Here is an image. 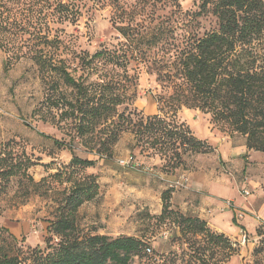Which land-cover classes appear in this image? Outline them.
I'll use <instances>...</instances> for the list:
<instances>
[{
	"label": "trees",
	"instance_id": "16d2710c",
	"mask_svg": "<svg viewBox=\"0 0 264 264\" xmlns=\"http://www.w3.org/2000/svg\"><path fill=\"white\" fill-rule=\"evenodd\" d=\"M178 1L138 0L129 6L125 0H0L5 67L31 62L50 85L34 115L60 131L54 145L72 155L69 164L37 182L29 173L35 166L31 158L12 149L1 152L0 195L16 181L27 193H57L60 199L44 247H26L8 228H0V264H130L136 257L155 264L148 255L155 256L154 251L138 237L82 233L78 213L100 196L98 176L86 171L112 158L123 134L134 136L132 151L159 157L168 175L188 170L189 159L214 152L176 120L182 108L209 115L215 128L245 138L248 151L264 153V0H200L198 12L157 15V6L180 8ZM105 8L122 41L83 52L78 61L64 59L59 29L51 26L76 24ZM207 15L216 18L218 28L201 35L196 19ZM142 71L160 89L154 96L156 115L134 107ZM78 146L95 159L78 156ZM172 194V189L162 193L159 218L177 217L180 242L203 234L206 221L171 211ZM257 235L264 243L261 227ZM219 237H212L218 246L226 241L234 246L230 238ZM259 255L264 258L263 244L255 250V263Z\"/></svg>",
	"mask_w": 264,
	"mask_h": 264
},
{
	"label": "rangeland",
	"instance_id": "374dc122",
	"mask_svg": "<svg viewBox=\"0 0 264 264\" xmlns=\"http://www.w3.org/2000/svg\"><path fill=\"white\" fill-rule=\"evenodd\" d=\"M125 1L131 6L138 0ZM178 2L180 8H174L171 4H160L155 11L159 16H172L180 11L195 13L199 11L201 4L200 0ZM151 8L149 5L146 15ZM196 25L201 35L218 28L217 20L212 15L197 18ZM52 27L54 30L59 29L62 40L60 53L69 62L78 61L77 57L83 52L93 54L122 41L111 21L110 8L96 11L91 16L85 15L76 24L65 23ZM7 58L0 50V154L5 149H12L18 155L25 153L35 164L29 173L39 182L42 178L56 173L63 165L69 164L72 155L54 145L53 139L62 138L60 131L54 125L40 120L39 115H34V111L46 99L50 85L38 76L31 62L13 63L6 69ZM136 93L134 107L139 112L146 116L158 114L154 96L160 94V89L155 78L146 71L139 75ZM194 111L182 108L176 120L186 124L185 120H190L203 125L222 143L233 139V144H236L240 140L239 136L230 137L215 128L209 115L199 110ZM192 131L198 139L206 141L214 152L189 159L188 170H179L173 175L166 174L164 163L159 157L142 153L140 149L132 151L134 136L130 133L123 134L114 148L112 158L100 160L95 168L86 171V174L98 176L100 196L79 210V230L84 234H100L112 238L138 237L154 251L156 258L152 254L148 255L154 257L155 264H264L262 255L258 256L260 262L255 263V250L262 244L264 246L257 235L259 227L264 232L263 223L258 224L255 232H242L239 239H231L234 245L231 247L227 241L222 246L214 242L212 237L217 241L220 233L208 223L203 234L188 236L180 242V228L174 223L177 217L167 216L165 220L159 218L163 209L162 193L170 189V183L176 181L180 173L186 174L189 182L186 188L173 190L170 199L171 211L180 215L198 217L185 213L179 205L184 199H188L193 180L206 182V188L209 189L216 180L224 179V184L236 183L244 198L249 197L244 195V186L251 195L256 194L257 190L250 181L256 180L260 173L256 170L236 171L235 167L219 157L216 140L211 139L212 137L200 138L193 129ZM76 154L82 158L95 159L94 156L84 153L80 146L77 147ZM122 161L129 164L123 165ZM261 188L264 190V185ZM203 193L208 194L206 191ZM59 199L57 193L49 196L27 193L14 181L9 191L0 195V228H8L20 241L23 240L26 247H44L48 236L47 229L50 221L54 220L53 214ZM194 202H197V197ZM147 263L146 257H136L130 264Z\"/></svg>",
	"mask_w": 264,
	"mask_h": 264
},
{
	"label": "crops",
	"instance_id": "0c3cea01",
	"mask_svg": "<svg viewBox=\"0 0 264 264\" xmlns=\"http://www.w3.org/2000/svg\"><path fill=\"white\" fill-rule=\"evenodd\" d=\"M185 122L198 137L204 139L212 137L211 139L216 140L219 157L230 163L233 168L235 167L236 171L239 169L246 172L256 170L260 174L256 180L250 181L257 191L256 194L250 195L248 198L240 195L236 183L224 184V179L216 180L209 186V189L206 188V182L201 183L193 180L192 189L187 195L188 199H184L179 205L185 213L198 216L216 232L232 240L239 239L242 232L249 234L255 232L258 224H264V190L261 188L264 185V153L248 151L246 140L241 136L236 144H233V139L222 143L220 139L213 137L203 125L190 120H185ZM180 175L182 174L180 173ZM243 190L248 189L244 186ZM203 191L208 194L205 195ZM196 197L197 202H194ZM227 201H231V207L227 205Z\"/></svg>",
	"mask_w": 264,
	"mask_h": 264
},
{
	"label": "built area",
	"instance_id": "2783aa9c",
	"mask_svg": "<svg viewBox=\"0 0 264 264\" xmlns=\"http://www.w3.org/2000/svg\"><path fill=\"white\" fill-rule=\"evenodd\" d=\"M122 164H123V165H128L129 162L122 161ZM188 182H189L188 177H187L185 174H182V175L179 176V178H178L176 181H173L172 183H170L169 188L172 189V190H175V189H182V188L184 189V188L187 187V183H188ZM244 195H245L246 197H248V196L251 195V193H250V191H248V190H244ZM227 205H228L229 207H231V206H232L231 201H227ZM245 240H246V239H244V241H245ZM147 252H148V253H151V250L148 249Z\"/></svg>",
	"mask_w": 264,
	"mask_h": 264
}]
</instances>
